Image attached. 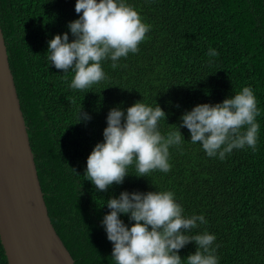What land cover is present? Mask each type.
I'll list each match as a JSON object with an SVG mask.
<instances>
[{"label": "trees", "instance_id": "1", "mask_svg": "<svg viewBox=\"0 0 264 264\" xmlns=\"http://www.w3.org/2000/svg\"><path fill=\"white\" fill-rule=\"evenodd\" d=\"M128 2L151 25L139 51L119 58L115 69L102 61L106 78L74 90L71 73L49 65L45 53L47 41L80 15L75 0H0L10 67L55 229L76 264H115L101 224L110 211L105 200L125 189H170L185 214H204L207 223L193 231L215 234L219 264H264V0ZM209 46L219 55L208 57ZM244 85L252 86L261 109L256 151L244 147L224 160L208 157L180 127L185 141L170 148L168 172L129 174L100 191L85 178L86 158L103 139L111 107L158 103L167 114L161 119L165 133L180 124L183 111L222 101ZM81 107L92 116L87 123L78 122ZM195 250L189 242L179 254L183 259ZM0 264H8L1 236Z\"/></svg>", "mask_w": 264, "mask_h": 264}, {"label": "clouds", "instance_id": "2", "mask_svg": "<svg viewBox=\"0 0 264 264\" xmlns=\"http://www.w3.org/2000/svg\"><path fill=\"white\" fill-rule=\"evenodd\" d=\"M74 8L80 15L67 23L68 31L47 41L45 55L49 65L71 73L69 88L83 90L106 78L102 61L110 60L115 69L119 58L137 53L151 25L128 0H75ZM206 55L219 53L209 46ZM260 113L251 85L222 101L193 105L181 113L180 124L165 133L161 119L166 121L167 114L158 103L153 106L138 100L126 108L113 106L105 117L103 139L86 158L84 176L100 191L122 184L129 174L168 172L170 148L185 141L180 127L189 130L188 141L198 143L208 157L224 160L226 153L244 147L256 151ZM77 119L87 123L92 116L81 107ZM129 166L135 171L129 172ZM105 204L110 211L101 224L112 242L115 264H219L215 234L193 231L207 223L204 214H185L172 190L125 189ZM122 214L131 223H125ZM189 242H195L196 250L182 259L179 250Z\"/></svg>", "mask_w": 264, "mask_h": 264}, {"label": "water", "instance_id": "3", "mask_svg": "<svg viewBox=\"0 0 264 264\" xmlns=\"http://www.w3.org/2000/svg\"><path fill=\"white\" fill-rule=\"evenodd\" d=\"M0 236L8 264H76L48 212L1 24Z\"/></svg>", "mask_w": 264, "mask_h": 264}]
</instances>
